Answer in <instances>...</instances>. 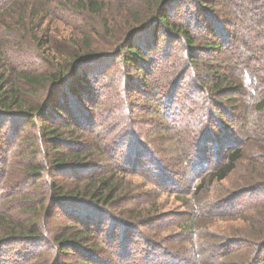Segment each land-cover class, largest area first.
Returning <instances> with one entry per match:
<instances>
[{
	"label": "trees",
	"instance_id": "trees-1",
	"mask_svg": "<svg viewBox=\"0 0 264 264\" xmlns=\"http://www.w3.org/2000/svg\"><path fill=\"white\" fill-rule=\"evenodd\" d=\"M174 1L149 3L155 27L150 31L145 26L134 29L111 55L113 62L121 63L123 69L129 68L134 74H124L125 81L121 80L117 90L121 111L127 110L131 115L146 113L149 131L140 138L145 145L138 147H146L153 158L149 167L152 174L143 186L125 181L129 170L131 174L138 173L141 165L137 159L128 163L123 143L113 138L109 144L108 133L101 129L103 123L97 122L101 93L86 77L85 65L100 62L102 56L65 55L61 58L66 66L55 64L56 69L49 73H36L21 66L16 69L12 55L4 52V45L0 46V130L7 119L12 130L20 124L29 127V141L24 138L21 142H32L31 157L39 156L41 160L25 168L22 179L14 182H9L12 174L6 171L12 164L5 162L0 167V264H264V224L252 225L255 233L250 238L202 244L199 250L191 244L195 230L188 228L186 238L181 236L195 216L180 223L176 243L166 244L167 238L153 241L146 235L166 215L148 216L145 206L160 193L171 190L163 188L166 185L158 183L156 175L193 176L192 164L200 160L197 151L201 146L210 153L221 151L222 157H217L216 163L200 164L206 167L209 180L183 185L184 196L196 197L212 182L224 181L235 170L242 156V148H238L242 133L264 136V123L260 122L264 115V0L203 1V5L196 6L195 16L185 21L168 11ZM76 7L92 15L104 9L94 0H77ZM197 19L199 25L202 19L204 29L193 34L191 26ZM160 39L164 42L162 47L157 45ZM173 44H180L183 54L174 65L164 64L172 59ZM156 48L164 51L159 56H163L165 70L176 67L184 76L182 80L194 70L192 80L196 81L190 80L191 85L201 93L195 120L202 130L188 138L178 133L175 150L165 153L169 161L157 147L158 137L166 135L168 129L156 125L161 111L155 109L159 107L155 102L161 105L169 97L176 103L178 97L170 89L178 93L181 81L166 86L169 89L156 78L155 83L152 81L154 66L149 59ZM32 88L49 89L46 99L41 103L28 102L26 97L36 92ZM252 90L258 91V101L242 102L240 99L248 97V93L249 98L254 96ZM142 98L148 100L142 102ZM172 116L167 121L175 119L179 112ZM122 142L126 144L127 140ZM29 180L33 181L31 185ZM29 186L34 190L27 191ZM148 186L151 200L145 199L149 193L141 192ZM14 208L29 218L15 221L9 217ZM186 217L189 215L184 213L176 219ZM4 244L17 251L2 252ZM175 244V248L170 247ZM39 249L43 250L41 255L36 254ZM19 250H24L25 255ZM28 252L30 255L26 256Z\"/></svg>",
	"mask_w": 264,
	"mask_h": 264
},
{
	"label": "rangeland",
	"instance_id": "rangeland-1",
	"mask_svg": "<svg viewBox=\"0 0 264 264\" xmlns=\"http://www.w3.org/2000/svg\"><path fill=\"white\" fill-rule=\"evenodd\" d=\"M76 1L0 0V46L4 45V52L12 55L11 60H13L16 69L19 70L21 66L27 72L36 73H49L56 69L55 64L66 66V62L61 58L65 55L94 53L102 56L100 62H90L85 65L88 67L86 77L94 82L93 85L101 93V106L95 114L97 122L103 123L101 129L108 133L106 138L110 141L109 144L113 138L118 143H123L125 152L129 156L128 163L137 159L141 165L138 173L131 174L132 172L129 170L130 174L125 177V181H129L134 186H143L146 177L152 174L149 167L152 166L150 161L153 158L149 156L150 153L145 151L146 147H140L141 149L138 147L145 145L140 138L149 131L145 121L146 113L136 112L131 115L127 110L121 111L120 103L122 104V102H120V96H117V90L119 91L123 79L125 81L124 74L131 76L134 74L130 72L131 69L129 68L123 69L121 63L115 61L114 63L111 55L134 29L145 26L150 31L155 27L156 21L153 18L152 7L149 5L153 0H94L104 5L103 11L95 15L75 9ZM203 1L209 0H175L169 6L168 11L177 19L191 20V17L195 16L196 6L198 4L203 5ZM39 11L40 13L37 15ZM31 14L36 16L31 18ZM200 20L201 25L198 24L200 23L199 19L193 22L191 26L193 34L196 30L201 32L204 29L202 19ZM39 39L40 41H38ZM157 45L159 47L164 45L162 39L158 41ZM172 47L170 54L173 57L171 56L172 59L164 64L173 63L174 65V62H177L183 54V48L180 44H173ZM161 50L162 48L153 51L149 59V63L151 62V65L154 66L152 81L155 83L158 80L161 84L164 83L165 87L178 85V82L181 81V88L178 93L170 89V93L178 97L176 103L171 101L174 98L169 97L166 100L163 99L161 105L159 101L155 102L159 105L155 109L161 111L157 115L156 125L168 129L166 135L163 134V136L158 137L157 147L159 146L164 151L166 160L169 161L168 155L175 150V136L178 133L188 138L197 132L199 134V131L202 130L198 121L195 120L200 111L198 107L201 93L197 87L194 88V85H191L195 75L194 70L186 76L185 80H182L183 74L178 72V69L173 65V68L165 70L166 66L162 64L163 56H159L164 52ZM170 75L171 77L168 78ZM195 81L196 79L193 82L195 83ZM17 85L22 86L18 82ZM35 90L36 96H33L34 93H32L30 94L32 96L26 97V100L41 103L46 99L49 89L32 88V91ZM252 91V94L255 93L254 96L249 98L250 94L248 93V97L243 96L240 100L248 104L253 103L254 100L257 102L256 93L258 91ZM147 100L142 98L140 101ZM142 107L140 103L139 109ZM178 112L179 116L167 121L169 116L177 115ZM256 119L253 117V120ZM247 120L249 119L247 118ZM260 122L264 123V115ZM12 127L11 121L7 119L2 122V129L0 130V167L5 162L12 164L6 167V171L12 174L9 182L21 180L25 168H30L31 165L41 162L39 156L36 159L31 157L33 143L21 142V139L24 138L25 141H29L26 138L31 132L29 127L24 128L23 124L17 125L13 130ZM155 129L159 131L158 127ZM124 140H127L126 144L122 142ZM238 140V148H242V156L235 170L224 181L212 182L196 197L184 196L183 185L186 182L197 185L203 179H208L206 167L200 164L205 161L216 163L217 157H222L221 151L214 154V150L210 153L201 146L200 151H197L200 160H196L195 164H192L193 176L186 175V178H182L181 176L175 177L172 173L155 176L158 183L167 186H163V188H170L171 190L160 193L155 200L150 201L152 204L145 206V214H149L148 216L166 215L163 222L154 227L152 233L149 234L150 231L146 233L151 237V240L160 241L167 238L166 244L176 243L177 238L175 236L181 231L180 223L185 222V219H192L193 216H195V218L193 217V224L191 226L186 225L187 230L184 227L185 230L182 229L184 234L181 236L186 238L188 228H192V231L195 230L196 237L191 244L192 246L196 244L198 250L199 248L202 249V244L204 246L216 244V241L219 244L220 241L225 240L250 238L255 233L252 225L261 226L264 224V204L259 203L264 201V136H248L246 133H242ZM198 142L199 140L195 141L196 144ZM166 152L168 155L165 154ZM173 162L175 163L174 159ZM127 169L131 168L128 167ZM175 171L178 170L175 169ZM29 181V185H31L33 181ZM248 187L254 189L249 190V188L241 191ZM32 188L33 186H29L27 191L28 189L33 191L34 188ZM150 189L151 186L143 187L141 192L146 195L145 193L151 192ZM145 199L151 200L152 194ZM188 199L189 201H187ZM10 200L13 204L14 198ZM184 213L188 214L189 217L176 219L178 215ZM10 214L9 217L17 222L27 217L21 216L15 208ZM1 235L2 233H0ZM5 245L7 244L2 246L4 248H2V252L12 254L17 251V249H8ZM188 246L185 245L184 247ZM170 247L175 248L176 244ZM23 251L19 250L22 255H25ZM41 253L43 250L40 249L36 252L38 255ZM29 255L30 252L26 253V256Z\"/></svg>",
	"mask_w": 264,
	"mask_h": 264
}]
</instances>
